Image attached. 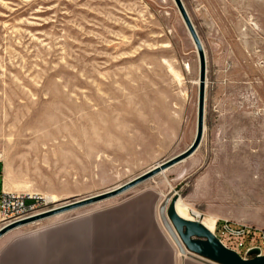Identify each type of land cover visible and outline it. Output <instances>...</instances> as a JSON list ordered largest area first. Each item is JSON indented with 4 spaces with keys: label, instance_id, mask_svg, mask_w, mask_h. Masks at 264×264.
<instances>
[{
    "label": "rangeland",
    "instance_id": "rangeland-1",
    "mask_svg": "<svg viewBox=\"0 0 264 264\" xmlns=\"http://www.w3.org/2000/svg\"><path fill=\"white\" fill-rule=\"evenodd\" d=\"M182 1L207 65L198 150L121 195L8 232L0 264L28 254L35 264H61L68 250L56 242L82 227L67 224L140 201L148 227L141 232L162 234L173 264H182L159 217L165 196L176 192L205 221L182 177L187 169L222 146L243 158L264 154V0ZM199 78V51L175 0H0V197L35 195L36 214L182 153L196 136ZM155 258L145 264H164Z\"/></svg>",
    "mask_w": 264,
    "mask_h": 264
},
{
    "label": "crops",
    "instance_id": "crops-1",
    "mask_svg": "<svg viewBox=\"0 0 264 264\" xmlns=\"http://www.w3.org/2000/svg\"><path fill=\"white\" fill-rule=\"evenodd\" d=\"M246 163L250 166H244ZM182 177L191 179L189 196L194 198L195 208L201 210L205 218L215 221L214 224L233 221L264 230V154L243 158L229 147L222 146L214 156L187 169ZM144 204L145 202L140 201L127 209L128 215L136 210L140 211L138 218L132 219L133 229L147 227ZM90 232L91 227L86 223L77 230L74 237L56 242L57 249L60 251L75 246L74 257H83L80 241L85 240ZM147 233L153 237L150 229ZM166 233L168 234L167 231ZM47 250V246L42 248L38 263L45 260ZM31 256L28 254V257L18 261L9 258L5 264H35ZM157 260L158 257L155 258V261Z\"/></svg>",
    "mask_w": 264,
    "mask_h": 264
},
{
    "label": "water",
    "instance_id": "water-1",
    "mask_svg": "<svg viewBox=\"0 0 264 264\" xmlns=\"http://www.w3.org/2000/svg\"><path fill=\"white\" fill-rule=\"evenodd\" d=\"M175 3L193 40L196 43L200 56L198 118L196 136L193 143L182 153L155 164L143 174L120 186L97 194L67 200L57 207L34 214L24 220L7 223L0 228V238L8 232L32 222L90 206L121 195L162 171L184 161L198 150L203 141L205 131V94L207 73L206 56L198 32L196 31L183 1L175 0ZM179 197L180 196L176 192L170 191L159 206V217L164 228L170 235V238L178 248L179 253L182 255V264H186L185 258H189L200 264H264V255L261 254L259 248L251 249L248 251V256L250 258H244L235 250L224 246L215 234L201 221L189 220L181 217L176 210V203ZM97 212L98 211L85 214L82 217H86Z\"/></svg>",
    "mask_w": 264,
    "mask_h": 264
},
{
    "label": "trees",
    "instance_id": "trees-1",
    "mask_svg": "<svg viewBox=\"0 0 264 264\" xmlns=\"http://www.w3.org/2000/svg\"><path fill=\"white\" fill-rule=\"evenodd\" d=\"M127 209L104 212L67 224L75 227L78 223H82L81 226L89 223L91 232L85 240L80 241L79 245L87 262L89 261L90 264H145L148 257L155 256L161 257L164 264H173L172 250L166 238L162 234L150 237L147 232H141L143 228L133 229L132 219L138 218L140 211L136 210L128 215ZM75 234L76 232H71L69 237L64 239L72 238ZM31 249H33L32 246H27L22 251L27 253ZM67 250V260L61 264H72L69 257H74L75 247Z\"/></svg>",
    "mask_w": 264,
    "mask_h": 264
},
{
    "label": "built area",
    "instance_id": "built-area-1",
    "mask_svg": "<svg viewBox=\"0 0 264 264\" xmlns=\"http://www.w3.org/2000/svg\"><path fill=\"white\" fill-rule=\"evenodd\" d=\"M40 200L35 195L3 191L0 197V220L6 223L24 220L35 214ZM201 216L196 218L200 219ZM215 227V236L227 248L241 256L243 251L248 255L251 249L259 248L264 255V230L233 221H220Z\"/></svg>",
    "mask_w": 264,
    "mask_h": 264
},
{
    "label": "bare ground",
    "instance_id": "bare-ground-1",
    "mask_svg": "<svg viewBox=\"0 0 264 264\" xmlns=\"http://www.w3.org/2000/svg\"><path fill=\"white\" fill-rule=\"evenodd\" d=\"M207 82V81H206ZM167 171H162L161 174H164ZM5 192H12V191H5ZM48 199H52L55 200V197H48ZM161 202V201H160ZM176 210L178 212V214L186 219L189 220H196V216H201L199 212H197L196 210H192L186 203L185 201L179 197L177 203H176ZM39 213V212H38ZM37 214V213H36ZM1 221V220H0ZM210 231H212L215 234V225L214 224L215 221H212L211 219H206L205 221H201ZM6 223V222H5ZM34 223V222H32ZM86 234V233H85ZM86 239V238H85ZM18 260V259H17Z\"/></svg>",
    "mask_w": 264,
    "mask_h": 264
}]
</instances>
